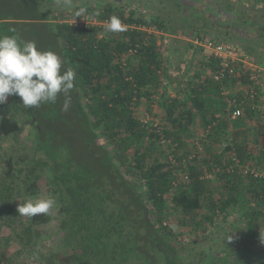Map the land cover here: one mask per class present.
I'll return each mask as SVG.
<instances>
[{
	"label": "trees",
	"instance_id": "trees-1",
	"mask_svg": "<svg viewBox=\"0 0 264 264\" xmlns=\"http://www.w3.org/2000/svg\"><path fill=\"white\" fill-rule=\"evenodd\" d=\"M20 1L27 15L12 17L0 12V36L16 35L23 41L18 25L31 26V20L43 24L53 50L66 62L62 70L75 71L76 88L69 93L67 111L62 110L64 95L54 106L43 104L38 109H26L18 96H9L0 104V140L22 136L34 119L37 132L29 149L22 146L19 153H5L4 162L0 161V264H185L174 240L178 234L169 224L171 217L178 221L182 213L181 226L188 219L203 226L213 222L218 209L225 212L228 207H240L246 216L248 238L260 241L259 228L264 225V127L257 124L264 110L260 107L263 91L252 78L253 70H238L236 77L220 82L215 78L217 61L195 49L196 72L186 85L190 102L182 103L164 90L163 83L173 80L157 34L141 29L168 31L161 17L114 1L82 5L73 0L71 7L62 2L53 4V0ZM225 5L233 9L231 3ZM59 7L74 9L72 16L91 23L77 27L60 21L56 14ZM80 7L87 12L76 17ZM112 16L121 20L123 31L106 33L107 25H100ZM237 20L256 27L243 35L248 45L245 50L254 58L264 55V48L262 53L259 49L264 47V21ZM191 27L195 31L192 39L229 42L243 38L230 30L223 32L220 22L202 12L195 15ZM131 49L136 52L131 54ZM261 57V61H254L264 66ZM226 87L231 90L230 97H248L244 114L232 121L227 119ZM251 87L257 91L254 99ZM144 99L150 102L152 116L160 118L164 135L178 143V161L188 160L191 182L187 187L173 186L171 146L160 142L152 123L142 121L144 115L135 114ZM154 101L158 109L152 113ZM59 118L74 119L75 131L82 136L83 143L72 141L70 153L54 148V134L58 133L57 139L65 137L60 125L54 127ZM198 122L204 126L207 141L202 140L203 151L189 160L184 146L194 137ZM210 124L212 128L205 133ZM64 140L62 146L69 143ZM231 152L240 164L256 161L261 175L245 173L238 166L229 172L234 163ZM218 167L220 171L215 172ZM207 171L229 190L220 202L208 181L201 179ZM48 196L56 200L49 215L19 216L17 206L26 198ZM202 196L210 211H202ZM56 216L58 223L54 222ZM54 236L58 243L47 247L45 242ZM13 245L14 253H6ZM251 264H264V259Z\"/></svg>",
	"mask_w": 264,
	"mask_h": 264
},
{
	"label": "rangeland",
	"instance_id": "rangeland-1",
	"mask_svg": "<svg viewBox=\"0 0 264 264\" xmlns=\"http://www.w3.org/2000/svg\"><path fill=\"white\" fill-rule=\"evenodd\" d=\"M57 0H53V4ZM81 4H103L107 1H114L119 4L131 5L132 7H138L144 11L148 16L157 15L164 19L166 26L169 28L165 33L171 35L176 39L173 46L167 47L164 50V61H170V67H168V73L172 75V81H167L164 90L172 96H177L182 103L190 102V97L188 91H186L187 82L190 77L196 72V59L194 58L195 49H198L200 55L204 56V50L195 46L187 48V43H192V35L195 34L194 29L191 27L193 21L195 20V15L201 12L209 16L213 21L220 22L223 26V32L225 30H230L235 35H245L246 30H255L256 27L251 25H245L243 22H238L239 17L247 18L251 21L262 20L264 21V2L262 0H78ZM20 0H0V12L6 16L12 17H25L27 11H23V7L20 5ZM73 2V0H72ZM226 3H231L233 9L226 8ZM71 7V6H70ZM74 9H69L65 11L64 8H57V15L59 20L71 21L76 19L72 16ZM236 17H238L236 19ZM27 21V20H26ZM30 25H18L17 30L21 33L23 41H34L38 50L40 51H53V47L47 40L46 27L43 24H38L33 20ZM245 26V27H244ZM247 26V27H246ZM245 28V29H244ZM247 28V29H246ZM24 29H27L23 31ZM174 29V30H173ZM29 31V32H28ZM45 31V32H44ZM175 31V32H173ZM218 33V32H216ZM160 39V38H159ZM243 40V42H242ZM177 41H179L177 43ZM264 42V40H262ZM261 41V42H262ZM230 43L235 44L240 47L244 54L246 60H249L258 66V84L260 85L263 94L260 99V107L264 110V66L261 63H256L254 60H260L262 54L257 55L256 58L251 56L249 52L245 50L248 45L244 39L240 36L239 39L229 40ZM262 42V43H263ZM53 43V42H52ZM244 43V46L242 45ZM260 46V44H259ZM261 48L260 46V53ZM56 53V52H55ZM58 56L59 54L56 53ZM255 66V67H256ZM63 71V70H62ZM163 90V91H164ZM60 94L57 98L62 99ZM160 95V94H159ZM158 95V96H159ZM57 99V101H58ZM156 99V98H154ZM56 101V102H57ZM49 106H54L53 103H48ZM150 102L144 99L141 105L136 110V116L146 117L147 115L152 116L149 112ZM157 103L153 102L152 113L157 111ZM53 117V116H52ZM32 119V118H31ZM74 119L64 120L59 118L58 123H54V127L60 125L63 129V134L65 137L63 139H57L59 137L58 133H53L55 144L54 148L58 151H64L70 153V148H72V141L83 143L82 136L79 131H75ZM257 124L258 128L264 127V116L260 118ZM36 127L35 123L31 122L27 124V130L25 134L14 139L13 137H6L0 140V161L4 162L5 153L22 151V146L27 149L30 148L32 141L36 140ZM207 133V132H205ZM31 134L32 140L28 137ZM250 137L252 132L249 133ZM205 139L204 126L201 122H198L197 129L194 130V137H190L187 144H185L184 149L189 152H195V141L198 139ZM64 139L71 143L66 142ZM34 140V141H35ZM63 140V141H62ZM62 141V142H61ZM21 143V145H20ZM207 152V151H205ZM209 153H206L208 155ZM230 154V153H229ZM1 164V163H0ZM247 169L255 170L259 173L256 161H249L244 164ZM205 173H210L209 171ZM203 173L202 175H204ZM52 173L49 171L48 175ZM201 175V176H202ZM210 189L213 190L215 194V200L220 202L223 197L228 194V189L223 187L217 181L215 175L207 179ZM202 204L204 209L202 211H210L209 204L206 197L202 196ZM203 213V212H202ZM58 215V214H57ZM180 220L184 219V215L179 213ZM201 217V213L199 214ZM60 217V216H59ZM199 217V218H200ZM172 216L169 224L174 227L175 232L178 234L174 238L175 242L178 244L182 250V256L185 264H251L254 261L264 259V225L259 228L260 238L258 242H254L249 237L247 227H246V216L241 212L240 207H228L225 212L217 210V215L212 223H206L203 226L194 225L192 219L185 220L186 224L181 226L180 220L174 219ZM55 223H58V216H56ZM5 231L7 229L5 228ZM180 233V234H179ZM182 234V236H181ZM58 243V238L55 236L45 242L47 247ZM6 253L13 254L15 251V245L5 249Z\"/></svg>",
	"mask_w": 264,
	"mask_h": 264
},
{
	"label": "clouds",
	"instance_id": "clouds-1",
	"mask_svg": "<svg viewBox=\"0 0 264 264\" xmlns=\"http://www.w3.org/2000/svg\"><path fill=\"white\" fill-rule=\"evenodd\" d=\"M69 7L72 0H58ZM87 12L78 8L74 15L81 17ZM121 20L112 16L106 33L123 31ZM66 63L53 51L38 50L34 41H22L16 35L0 36V104L9 96H18L26 108H39L43 104L55 103L60 94L65 96L63 111L70 106L69 93L76 88V73L72 68L62 71ZM56 204L53 196L26 198L17 206L19 216L32 218L49 215Z\"/></svg>",
	"mask_w": 264,
	"mask_h": 264
},
{
	"label": "built area",
	"instance_id": "built-area-1",
	"mask_svg": "<svg viewBox=\"0 0 264 264\" xmlns=\"http://www.w3.org/2000/svg\"><path fill=\"white\" fill-rule=\"evenodd\" d=\"M71 23H74L77 25V27L80 26H88L91 22L82 18V19H74L70 21ZM92 23H97V21H93ZM108 24L106 21L105 23H101L100 25H103L104 27ZM141 29L148 31L149 33H156L158 36V43L165 48L173 46L174 39L171 35L165 33L164 31L159 30L157 27H150V28H144L141 27ZM160 38V39H159ZM191 42L195 47L201 48L204 50V56H206L209 59H214L218 63V70L215 73L216 80L223 82L225 79H233L236 77L238 70H242L244 68H250L253 70L252 78L256 81L258 84V72L257 69L258 66L254 65L253 62L246 60L245 54L243 50L236 46L233 43L230 42H222L219 40H214L212 38H208L206 40H202L199 38L192 39ZM131 54H134L136 52L135 49L130 50ZM256 66V67H255ZM165 84H168L167 81L163 83V87ZM250 93L252 94V98L254 99L257 91L254 87H251ZM162 91V90H161ZM229 93H231L230 88L226 87L223 91V95H225V100L227 102V119L229 121L238 119L244 114V104L247 103V95H244V99L240 100L237 97H230ZM256 105L254 104V108ZM142 121L144 123H152L153 128L160 134V142L164 145H170L171 151L169 152V161L171 163L170 167L172 168L173 175L175 176V179L173 181V186L175 187H187L191 182V175L188 169V160L184 159L182 162L178 161L176 158L177 146L178 143L173 142L172 139L167 138L163 133V126L160 123V118L153 117L150 115H147L146 117L142 118ZM215 124V122L213 123ZM212 128V124L207 126L206 132H209ZM202 140L205 142L207 141V138L201 139L198 138L194 145H195V152H190L189 160L193 159L198 151H203L204 146L202 143ZM224 147L226 146V143L223 144ZM234 157V163H231V165L228 167L229 172H234V169L236 166L243 168V171L245 173L252 172L256 176H260L261 173L255 172V170L247 169L244 167V164H240V160L237 158L236 154L234 152L230 153ZM215 172L220 171V168L218 167ZM214 176L213 173H205L201 176V179L207 180Z\"/></svg>",
	"mask_w": 264,
	"mask_h": 264
},
{
	"label": "flooded vegetation",
	"instance_id": "flooded-vegetation-1",
	"mask_svg": "<svg viewBox=\"0 0 264 264\" xmlns=\"http://www.w3.org/2000/svg\"><path fill=\"white\" fill-rule=\"evenodd\" d=\"M35 122H36V120L34 119V120H33V123H35Z\"/></svg>",
	"mask_w": 264,
	"mask_h": 264
},
{
	"label": "crops",
	"instance_id": "crops-1",
	"mask_svg": "<svg viewBox=\"0 0 264 264\" xmlns=\"http://www.w3.org/2000/svg\"><path fill=\"white\" fill-rule=\"evenodd\" d=\"M260 123V122H259ZM243 128V127H242Z\"/></svg>",
	"mask_w": 264,
	"mask_h": 264
}]
</instances>
